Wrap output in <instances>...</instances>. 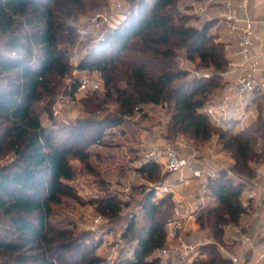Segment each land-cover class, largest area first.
I'll use <instances>...</instances> for the list:
<instances>
[{"label": "trees", "instance_id": "trees-1", "mask_svg": "<svg viewBox=\"0 0 264 264\" xmlns=\"http://www.w3.org/2000/svg\"><path fill=\"white\" fill-rule=\"evenodd\" d=\"M179 1L132 0L125 18L91 44L80 68L101 72L107 97L115 96L120 116L82 121L69 140L43 124L34 104L71 71L69 52L60 42L75 41L76 30L69 21H76L77 11L88 3L0 0V155L12 154L11 161L0 165V264L102 263L95 253L100 242L87 236L89 232L75 234L57 226L51 219L53 205L63 197H76L69 182L75 176L69 156L87 159V146L100 142L103 128L120 124L142 104H169V139L184 137L201 144L217 135L234 159L232 170L248 181L254 179L264 161V142L257 148L259 139L264 140V95L255 100L257 118L240 130L212 122L206 107L221 96L226 84L221 73L227 66V41L211 30L210 20L201 26L188 24V17L178 11ZM95 4L89 2L90 7ZM180 53L198 59L212 75L188 78L176 62ZM156 167L148 161L139 170L153 172ZM245 183L228 176L226 169L207 177L206 191L213 202L200 206L196 221L213 241L198 247L192 264H230L217 243L224 226L238 223L246 211ZM153 196L147 191L141 200L147 222L138 227L137 218H132L123 230L122 238L134 239L135 244L133 256L121 264H169L158 250L168 241L172 195L157 201ZM95 202L112 218L121 210L114 196Z\"/></svg>", "mask_w": 264, "mask_h": 264}, {"label": "rangeland", "instance_id": "rangeland-1", "mask_svg": "<svg viewBox=\"0 0 264 264\" xmlns=\"http://www.w3.org/2000/svg\"><path fill=\"white\" fill-rule=\"evenodd\" d=\"M90 1L93 0H86L88 4L84 10L77 11L75 22L80 26L92 25L98 31L93 26L92 18L98 12L112 10L118 0H94L96 4L91 7ZM202 1L204 0H180L178 11L188 17L190 25L201 26L210 20L211 30L217 33L220 39L227 41L226 23L215 15V13L219 14L221 9L219 11L210 8L206 13L199 14L192 4L193 2L201 4ZM127 2V8L124 7V11L117 8L113 11V22H111L113 27L125 18L132 0H127ZM104 27L107 29V25ZM101 31L98 33L100 34ZM95 42L97 40L94 38L81 41L77 35L74 42L61 41L60 44L67 48L69 55L78 48L82 53L84 52L83 56H85L91 44ZM182 57L187 58L184 53H180L176 60L178 67ZM184 65L189 68L187 70L188 78H191L192 71L195 69L208 70L199 65L198 59H188ZM89 73L100 79L101 84L98 89H79L78 85L74 87L77 84H75L77 77L71 70L67 75L58 79L57 85L51 93L46 94L34 104V109L43 124L53 126L59 138L71 140L76 124L87 119L98 120L106 116H120L119 103L115 96L107 97V87L101 72L89 69ZM262 103L264 105V98ZM54 108H57L60 114L55 115ZM169 117L168 103L142 104L141 110L136 109L133 114L122 117L120 124L104 127L100 142L87 146L89 152L87 159L82 160L75 156H69L70 163L75 169V176L69 182L74 187L76 197H63L60 203L53 205L51 219L57 226L70 228L75 234L89 232L87 236L96 238L100 242L95 253L103 260L116 243H118L124 258L133 256L135 241L134 239H123V230L132 218H137L138 227L147 222L141 207V200L147 191L154 192L152 199L154 201L164 194L162 193L163 187L165 179L170 174L169 170L159 163H156L157 167L153 172L144 173L139 168L145 163L144 153L151 143L156 142L159 138H165L172 143L177 140L167 138ZM230 122V127L234 126L235 128L232 131L236 132L242 128V125H247L250 121L245 124H237L238 121H235L234 124L232 121ZM93 127L96 128V131L98 130L97 125ZM88 132L92 134L94 130L90 128ZM263 142V139H259L257 144L259 150L263 148ZM190 143L198 150L204 170L215 172L212 176L218 174L220 169H226L228 176L233 177L236 181L244 180L245 186L251 185V181L244 179L232 170L234 159L229 152L222 148L217 135L201 144L194 141ZM11 160V153L0 155V165ZM228 169L232 171V174L228 173ZM188 186L183 190L185 191L184 196L189 202L193 199L196 190L200 188V183ZM104 196H114L121 205V210L116 217H109L98 209L100 205L95 200ZM246 196L248 195H243V200L247 198ZM205 198L206 203L213 202L208 193L205 194ZM97 216L102 217L99 223L94 221ZM120 238L122 240L119 241ZM204 240L203 242L213 241L209 236ZM172 244L178 245L176 240L172 242L168 240L164 247H170Z\"/></svg>", "mask_w": 264, "mask_h": 264}, {"label": "built area", "instance_id": "built-area-1", "mask_svg": "<svg viewBox=\"0 0 264 264\" xmlns=\"http://www.w3.org/2000/svg\"><path fill=\"white\" fill-rule=\"evenodd\" d=\"M240 5L234 4L233 0H204L201 4L193 2L192 6L199 14L206 13L213 5L222 7L219 18L227 22L225 35L228 39H235V44L226 46L227 66L221 73L226 82L222 94L206 107V112L212 122L217 125H230L231 120L238 121L237 124H245L257 118V107L255 100L258 95H264V51H256V42L260 38L259 30L264 28V18L258 19L247 12L246 1ZM127 0H118L112 10L108 12H98L92 18L93 26L101 31L104 37L110 28H113V11L127 8ZM242 13V14H241ZM107 25V29L104 26ZM84 52L80 49H74L69 55V64L72 72L77 77L79 89L96 90L100 87V79L90 75L88 68H80V63L84 57ZM188 58L180 59V68L188 70L184 64ZM212 72L209 70L195 69L192 71L191 78L201 77L209 78ZM54 114H60L57 108H54ZM228 121L227 123H225ZM245 125H242V127ZM144 161L163 164L170 173L176 175V180L182 184H189L195 179L213 175L214 172L206 171L203 168L202 158L198 155V150L191 146L187 141L182 140L176 146L169 141L151 143L145 153ZM228 173L232 171L228 169ZM205 184L202 190L205 191ZM251 196V195H250ZM173 213L167 222V238L178 245H170L158 250V255L165 263L171 262L176 255L180 257L181 264H192V253L197 251L199 244L190 242L184 238L183 232L186 228L181 220L182 206L184 199L180 195L173 194ZM192 215H187L190 220ZM102 220L101 216L95 218V223ZM122 240L121 238L119 241ZM131 257V256H125ZM124 256L119 249L118 243L111 248L109 254L105 257L102 264H121ZM236 261V258H233ZM262 264H264V254L262 255Z\"/></svg>", "mask_w": 264, "mask_h": 264}, {"label": "crops", "instance_id": "crops-1", "mask_svg": "<svg viewBox=\"0 0 264 264\" xmlns=\"http://www.w3.org/2000/svg\"><path fill=\"white\" fill-rule=\"evenodd\" d=\"M233 1L237 6L244 2L243 0ZM245 3L247 5V12L251 16L258 19L264 18V0H247ZM210 8H213V10L218 9L219 11L221 9L222 12V7L218 5H213ZM219 14L215 13L216 16H219ZM219 20L223 19L219 18ZM227 25L228 24L226 22V28ZM259 33L260 39L256 42V51L263 52L264 28H260ZM227 44H235V39L230 40L227 37ZM227 122L228 121L225 123ZM232 129H235L234 126ZM182 140H185L190 145H192L190 143L192 140L190 141L184 137H178L174 144L178 146ZM162 141L169 140L165 138H159L156 142ZM207 177L195 179L189 184H182L176 180L175 174L170 173L165 179V185L163 187L164 190L162 192L164 194L159 196L163 197L166 194H171L173 196V194H175L183 197V216L181 220L184 222V224L186 223V228L182 232L186 240L199 244V246L204 243V238H207L206 233L201 230L199 224L196 221V212L200 206L206 204L205 194L208 192L206 189L205 191L202 190V185L206 184ZM195 183L198 185L200 183V188L196 190L195 195H193V199L191 198L192 200L188 202L184 196L185 191L183 188L187 187L188 185L193 186ZM243 195H248L244 200L246 211L241 215L238 223H228L224 226L223 239L222 241H219L217 245L221 254L228 259L230 264H262V255L264 254V161L257 168L256 175L251 181V185L245 186ZM189 214L192 215V218L187 220L186 217ZM197 256L198 248L196 252L192 253V262ZM233 258H236L237 260L234 261ZM170 264H181L180 257L178 255L174 256Z\"/></svg>", "mask_w": 264, "mask_h": 264}, {"label": "clouds", "instance_id": "clouds-1", "mask_svg": "<svg viewBox=\"0 0 264 264\" xmlns=\"http://www.w3.org/2000/svg\"><path fill=\"white\" fill-rule=\"evenodd\" d=\"M69 23L76 30V34L81 41H85L89 38H94L95 40L103 38L102 35L92 27V25L80 26L75 21H69Z\"/></svg>", "mask_w": 264, "mask_h": 264}]
</instances>
